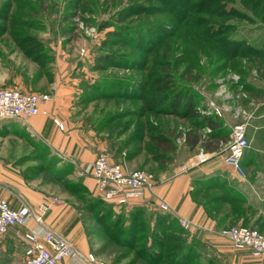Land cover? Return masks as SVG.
<instances>
[{
	"label": "rangeland",
	"instance_id": "obj_1",
	"mask_svg": "<svg viewBox=\"0 0 264 264\" xmlns=\"http://www.w3.org/2000/svg\"><path fill=\"white\" fill-rule=\"evenodd\" d=\"M203 30L218 36L206 40L209 35ZM251 47L264 54V0H0V89L47 93L53 100L60 82L75 84L79 92L72 94L70 119L76 127L85 119L83 125H91L106 142L97 156L106 152L122 164L131 152L134 158L140 154L148 158L150 136L159 131L177 135L173 154L177 167L194 153L185 135L200 132L201 121L194 116L147 113L143 101L131 98L148 92L149 82L169 66L175 87L191 93L202 114L213 102L228 116L231 130L246 125L250 141L246 155L262 146L264 120L257 116L264 113L260 105L264 96L254 100L249 94L264 90V76L258 73L259 60ZM108 53L114 62L103 60ZM246 85L249 89H244ZM107 90L126 92V98L105 97ZM76 182L72 179L68 188H75L77 197L87 203L85 219L92 222L101 259L108 264H149L138 255L150 239L149 216H140L137 248H130L123 229L134 219L137 207L86 197V190ZM145 212L150 211L141 215ZM251 222L242 224L264 233ZM170 223L177 228L178 222ZM242 224L232 220L226 228ZM230 243L254 256L250 249Z\"/></svg>",
	"mask_w": 264,
	"mask_h": 264
},
{
	"label": "crops",
	"instance_id": "obj_2",
	"mask_svg": "<svg viewBox=\"0 0 264 264\" xmlns=\"http://www.w3.org/2000/svg\"><path fill=\"white\" fill-rule=\"evenodd\" d=\"M60 83L54 99L42 104L49 111L48 116L0 121V198L12 208L27 204L36 216L43 215L41 222L35 218L28 226H11L0 236V264H21L29 244L25 234L33 231L43 236L44 229L53 230L76 247L77 256L62 264H93L87 259L91 253L102 260L97 251L100 243L93 238L92 222L85 219L87 203L84 205L81 196L77 197L75 188H68V182L75 179V185L86 190V197H100L94 178L86 170L106 148V142L91 125H83L87 123L85 119L76 127L70 119V109L75 99L72 94L77 95L79 88ZM218 117L223 126L212 132L213 138H209L210 127L201 129L203 145L192 148L187 144L194 153L180 167L174 161H157L152 154L148 158L145 154L135 158L126 155L123 164L127 169H144L153 176V186L146 187L128 205L169 213L180 225L181 220L187 221V228L181 226L189 234L192 248L201 252L203 262L264 264V257L235 249L221 234L232 220L239 224L252 221V226L264 228V142L245 154L243 164L249 176H240L225 163L226 138L228 132L231 135L232 124L225 113ZM257 117L264 120V113ZM54 118L63 122L66 129H59ZM202 149L211 157L199 163L197 152ZM236 195L242 198V208L235 199H228ZM43 203L49 204L45 214L40 210ZM161 204L167 209L163 210Z\"/></svg>",
	"mask_w": 264,
	"mask_h": 264
},
{
	"label": "built area",
	"instance_id": "obj_3",
	"mask_svg": "<svg viewBox=\"0 0 264 264\" xmlns=\"http://www.w3.org/2000/svg\"><path fill=\"white\" fill-rule=\"evenodd\" d=\"M50 101L51 97L47 93H32L15 88L0 89V121L11 118L25 119L37 115L48 116L49 111L42 108V104ZM203 113L222 115L221 109L213 102ZM53 121L60 129H64V123L58 118H54ZM246 132L245 124L235 126L226 143L228 155L225 163L242 177L246 175L243 158L250 145ZM210 157L202 150L198 155V162L202 163ZM86 171L94 178L100 197L115 205L129 203L131 199L142 195L146 187L153 186V176L150 173L142 170H128L122 163L114 161L106 152L100 153L94 162L88 165ZM161 208L165 210L167 206L161 204ZM48 209L49 204L43 203L40 206L43 214ZM35 218L41 222L43 215L36 216L27 204L12 208L6 199L0 198V236L5 234L11 226H28ZM181 225L187 228L189 223L183 220ZM221 234L235 247L248 248L255 257H264V233L257 228L235 225L223 229ZM25 239L29 244L21 264H62L65 259L73 258L78 254L71 241L50 229H44L43 236L33 231L28 232L25 234ZM87 259L93 264H108L98 259L93 253L89 254Z\"/></svg>",
	"mask_w": 264,
	"mask_h": 264
},
{
	"label": "trees",
	"instance_id": "obj_4",
	"mask_svg": "<svg viewBox=\"0 0 264 264\" xmlns=\"http://www.w3.org/2000/svg\"><path fill=\"white\" fill-rule=\"evenodd\" d=\"M195 31H198V29H196ZM203 32H205L206 35H209L204 37L206 40L209 39L210 41H214L215 37L218 36V34H212L208 30H203ZM249 50L257 54V59L259 60L258 73L260 76H264V70L262 71L261 69L264 67V57L262 56L264 54L261 55L262 49L251 47ZM257 59H255V61H258ZM103 60H105V62H114V56H112L111 53H108L106 56H104ZM101 61L102 60L99 61V64L102 63ZM99 64L98 67H101ZM194 81L198 82L199 79ZM175 85L176 78L173 74L172 68L169 66L167 69H165V71L162 72L161 75L157 76L153 81L149 82V84L147 85L148 92L149 90H151L149 94L148 92H144L140 93L139 96L134 95L131 98L143 101L144 111L147 113L151 112L154 114L164 115L171 114L185 118L194 116L198 119V121H201L200 123L202 129H205V127L207 126L210 127L211 134L209 135V138H213L215 133L212 132H214L215 129L219 126L222 127L223 121L216 114H202L201 109L199 108V102H195V100L193 99L194 97L191 95V93H184L182 91H179L178 88L175 87ZM244 89H249V85H246ZM102 90L105 89H103L102 87ZM115 93L108 91L106 92L105 97L116 98L118 94V97L126 98V92ZM249 96L254 100H258L259 97L263 98L264 90H261L260 92L258 90L257 92H250ZM185 136V143L192 148L200 145V143L203 145V138L201 133L196 131H194L193 133L187 132ZM230 136L228 132L226 140L230 139ZM141 137L143 139V135H141ZM176 137L177 135L175 136L171 132L163 131L151 134L149 141L151 154L153 155L155 160L164 163L166 161H173V154L177 151ZM129 155L133 156V152H131ZM96 199H99V201L102 203L103 199L101 197ZM228 199H235L237 201V205H240V207L242 208V198L240 196L236 195L233 197H228ZM137 209L139 211L134 214V219L129 221L130 223L126 226V229H123V232L126 233L124 235L126 236L128 247L137 248V242H135L138 233L136 232L138 227L137 222H139L140 216H149L150 220L149 226L147 227V233L150 234V239L144 244V249H142L144 254L143 252H141V250L138 251V255H140L141 253L140 257L144 258L149 264H212L213 260L203 262V256L201 252L195 248H192L189 234L179 223L177 228L171 226L170 221L177 222V220L170 217L169 213L156 211L145 212L141 215V213L145 210L143 208ZM135 210L136 209H133L132 212ZM238 218L239 216L235 218V221H238ZM151 220L152 222H150ZM140 223H142V221H140L139 224ZM159 224H164L161 229L158 228ZM170 245H172L173 251L167 252ZM146 252L147 254H151V257L148 256ZM165 260H169V262L164 263Z\"/></svg>",
	"mask_w": 264,
	"mask_h": 264
}]
</instances>
